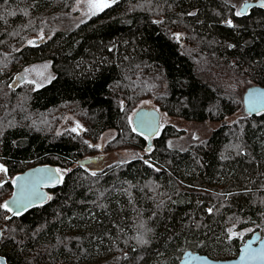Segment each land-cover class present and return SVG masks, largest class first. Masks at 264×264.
<instances>
[{
    "label": "trees",
    "instance_id": "trees-1",
    "mask_svg": "<svg viewBox=\"0 0 264 264\" xmlns=\"http://www.w3.org/2000/svg\"><path fill=\"white\" fill-rule=\"evenodd\" d=\"M76 1L0 0V165L9 176L37 165L63 173L43 204L10 219L0 207V255L9 264H178L187 250L231 259L251 230L264 235V112L226 121L245 86L264 87V9L236 16L224 0H115L59 29L56 15ZM39 34L42 45L27 42ZM46 60L50 82L9 88L13 74ZM147 99L217 127L181 150L167 144L182 131L167 125L147 147L129 120ZM65 114L85 131L54 133ZM109 129L104 151L135 157L78 166ZM1 182L0 206L12 191Z\"/></svg>",
    "mask_w": 264,
    "mask_h": 264
},
{
    "label": "water",
    "instance_id": "water-1",
    "mask_svg": "<svg viewBox=\"0 0 264 264\" xmlns=\"http://www.w3.org/2000/svg\"><path fill=\"white\" fill-rule=\"evenodd\" d=\"M245 8L246 12L244 15L253 8L264 9L260 7V0L244 2L239 11ZM43 42L44 37L41 36L39 39L31 40L30 43L39 45ZM242 105L244 113L249 116L264 112V87L259 85L247 87L242 94ZM138 113L140 114L139 116L137 115ZM160 116V112L155 108H140L132 114L131 126L136 133L146 138L147 147L151 145L152 139L155 138L161 130L162 125L160 123ZM99 159V157L83 158L77 162V165L83 167L89 164H95ZM57 170L60 169L56 166L37 165L16 174L11 179V195L3 202V205L8 203L12 208V211H8L6 218L10 219L12 216H18L13 215V212H19V215H21L26 210L46 202L48 199L42 201L40 197H51L49 190L55 189L63 181V173L61 171L60 175L62 176V180L60 182L57 183L51 179ZM2 175V182L8 181L7 173L2 172ZM45 178H49L51 182L45 184ZM14 199L18 202H23L27 207H17L13 205L12 201ZM1 235L2 231L0 230V238ZM242 256L245 257L243 260L241 259ZM0 264H9L2 255H0ZM178 264H264V235L258 230L252 232L239 247V252L234 258L224 260L213 259L204 254L187 250L182 254Z\"/></svg>",
    "mask_w": 264,
    "mask_h": 264
},
{
    "label": "rangeland",
    "instance_id": "rangeland-1",
    "mask_svg": "<svg viewBox=\"0 0 264 264\" xmlns=\"http://www.w3.org/2000/svg\"><path fill=\"white\" fill-rule=\"evenodd\" d=\"M227 3H229L233 7L234 14L239 11L241 5L246 1H253V0H224ZM250 11V10H249ZM248 11V13H249ZM100 11H96L93 7H91L90 0H77L74 6L71 8V10L66 14H59L55 17V22L59 29L65 30V29H74L78 25L82 24L84 21H86L88 18H90L92 15L97 14ZM231 20V18H227L223 21L225 26H228V21ZM232 22V20H231ZM233 24V22H232ZM229 27V26H228ZM185 34L182 32H176L175 36L177 39L185 48ZM41 36L46 39V36L43 34L39 35H33L28 37L27 42L33 40V39H39ZM39 45H42L39 44ZM54 77V73L51 67V61H41L38 63L31 64L27 66L23 71L20 73L13 74L12 78L9 80L8 86L12 90H18L23 89L25 87L28 88H39L48 82ZM254 84H249L248 86H245L243 88V92L245 89L249 86H253ZM13 86V87H12ZM243 94V93H242ZM242 98V97H241ZM140 108H155L160 112V123H161V130L159 131L158 135L161 133L163 127H166L167 125H170L177 129L178 131H182V135L171 138L168 141V146L173 149H181L184 150L187 148V146L196 141H200L203 138L207 137L212 129H215L217 127L214 123H205V124H199L195 122H188L186 120H182L176 117L169 116L165 113H163L154 103L152 100L147 99L145 101H142L139 103L134 109L133 112ZM1 110V107H0ZM243 105L242 109L235 113L233 116L226 118V121L232 122L237 117L241 116L243 113ZM58 114V113H57ZM133 114V113H132ZM132 114L129 115L130 117V123L132 119ZM55 116H53L54 118ZM73 129H76V131H73ZM74 132L77 133L78 131H85L84 125L81 120L77 119L73 114H65L61 117L59 120V123L56 127V131L54 133H61V132ZM116 135V131L113 129H109L105 131L103 134L99 136L96 142H90L88 145L90 148L96 147L95 153L91 156H85L83 158H89V157H102V161H99L97 164H89L87 165V168L91 171L94 170H101L109 165H112L113 163L117 161H124V160H130L135 157L133 154L132 148H127L125 150H117V151H110L106 152L104 151L105 145L108 143L109 140L114 138ZM157 135V136H158ZM132 149V150H131ZM2 180V175L0 176V181ZM11 195V191L9 192V196ZM8 196V197H9ZM7 197V198H8ZM6 198V199H7ZM248 231H244L243 233H247ZM251 230L249 234H247L245 237L242 238V244L244 240L252 233ZM238 232H234V235H237ZM3 236V233L1 235V238ZM238 254V253H237ZM236 254V255H237ZM235 255V256H236ZM234 256V257H235ZM232 257V258H234ZM109 258V252L102 253L95 257L96 261L98 260H106ZM82 264V263H81Z\"/></svg>",
    "mask_w": 264,
    "mask_h": 264
},
{
    "label": "snow or ice",
    "instance_id": "snow-or-ice-1",
    "mask_svg": "<svg viewBox=\"0 0 264 264\" xmlns=\"http://www.w3.org/2000/svg\"><path fill=\"white\" fill-rule=\"evenodd\" d=\"M115 0H90L91 3V7H93L96 11H103L105 8L107 7H111L112 3H114ZM260 7L264 8V0H260ZM246 12V8L242 11H238L235 13L236 16H242L244 15ZM228 26L232 27V22L231 20H229L228 22ZM177 39H179V37H177ZM138 116L140 115L139 113L137 114ZM146 115V114H145ZM142 119V117H141ZM73 131H76V129H73ZM0 172H7V170L0 165ZM93 175H95V173H93ZM19 179V178H17ZM52 180H54L55 182H60L62 180V176L60 175V170H57L56 173L53 174V177L51 178ZM51 182V180L49 178H45L44 183L47 184ZM51 197H44L41 196L40 199L43 201L45 199H50ZM13 205H16L17 207H27V205H24L23 202H18L16 199H14L12 201ZM3 207L5 210L7 211H12V208L9 206L8 203H5L4 205L0 206ZM19 212H13V215H19ZM247 251V250H246ZM245 257L242 256L241 259L243 260Z\"/></svg>",
    "mask_w": 264,
    "mask_h": 264
},
{
    "label": "flooded vegetation",
    "instance_id": "flooded-vegetation-1",
    "mask_svg": "<svg viewBox=\"0 0 264 264\" xmlns=\"http://www.w3.org/2000/svg\"><path fill=\"white\" fill-rule=\"evenodd\" d=\"M99 158H100L99 161H102V157H99ZM99 161H98V162H99ZM98 162H97V163H98ZM97 163H95V164H97ZM4 168H5V167H4ZM5 169H6V168H5ZM1 175H2V172H0V176H1ZM14 176H15V175H14ZM14 176H9V175H8V181H6V182H9V183L11 184V179H12ZM2 180H3V176H2ZM2 180H1V181H2ZM11 187H12V185H11ZM253 232H254V231H253ZM250 234H251V233H250ZM248 237H249V236H248ZM248 237H247V238H248ZM247 238H246V239H247ZM244 241H245V240H244Z\"/></svg>",
    "mask_w": 264,
    "mask_h": 264
}]
</instances>
